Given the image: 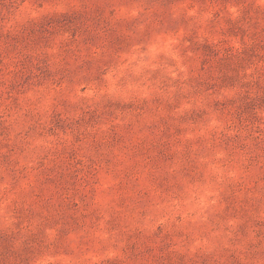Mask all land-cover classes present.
<instances>
[{"label":"rangeland","instance_id":"374dc122","mask_svg":"<svg viewBox=\"0 0 264 264\" xmlns=\"http://www.w3.org/2000/svg\"><path fill=\"white\" fill-rule=\"evenodd\" d=\"M0 264H264V0H0Z\"/></svg>","mask_w":264,"mask_h":264}]
</instances>
